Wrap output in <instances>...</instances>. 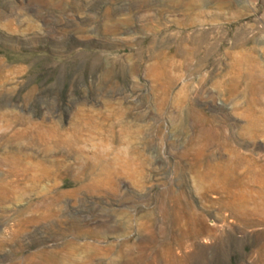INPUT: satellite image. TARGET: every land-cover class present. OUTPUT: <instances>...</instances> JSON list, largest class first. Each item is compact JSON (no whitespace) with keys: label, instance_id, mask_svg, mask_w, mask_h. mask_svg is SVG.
Listing matches in <instances>:
<instances>
[{"label":"rangeland","instance_id":"1","mask_svg":"<svg viewBox=\"0 0 264 264\" xmlns=\"http://www.w3.org/2000/svg\"><path fill=\"white\" fill-rule=\"evenodd\" d=\"M0 264H264V0H0Z\"/></svg>","mask_w":264,"mask_h":264},{"label":"bare ground","instance_id":"2","mask_svg":"<svg viewBox=\"0 0 264 264\" xmlns=\"http://www.w3.org/2000/svg\"><path fill=\"white\" fill-rule=\"evenodd\" d=\"M201 138V137H200ZM200 140V139H199ZM197 143H198V141H197Z\"/></svg>","mask_w":264,"mask_h":264}]
</instances>
